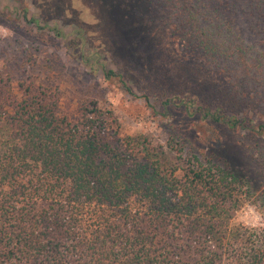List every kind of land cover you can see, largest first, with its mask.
I'll use <instances>...</instances> for the list:
<instances>
[{
	"label": "trees",
	"instance_id": "1",
	"mask_svg": "<svg viewBox=\"0 0 264 264\" xmlns=\"http://www.w3.org/2000/svg\"><path fill=\"white\" fill-rule=\"evenodd\" d=\"M117 1L160 43L145 99L246 129L264 164V0ZM17 86L0 79V264H264V237L230 224L254 188L239 168L122 133L88 95L69 117L57 89Z\"/></svg>",
	"mask_w": 264,
	"mask_h": 264
},
{
	"label": "rangeland",
	"instance_id": "2",
	"mask_svg": "<svg viewBox=\"0 0 264 264\" xmlns=\"http://www.w3.org/2000/svg\"><path fill=\"white\" fill-rule=\"evenodd\" d=\"M247 26L243 37L250 43ZM159 59L153 29L117 0H0V79L16 93L20 83L57 89L60 110L69 117L77 115V101L88 95L113 112L122 133H145L164 148L174 134L185 152H199L202 161L213 153L225 158L254 186L242 195L230 224L256 228L263 238L264 164L256 158L253 136L197 115L189 118L181 107L164 110L154 97L146 100L135 79L148 81L158 72ZM106 69H121L123 78L106 77Z\"/></svg>",
	"mask_w": 264,
	"mask_h": 264
}]
</instances>
